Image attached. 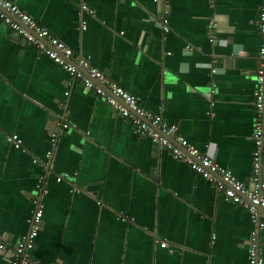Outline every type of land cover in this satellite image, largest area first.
<instances>
[{
    "label": "crops",
    "instance_id": "0c3cea01",
    "mask_svg": "<svg viewBox=\"0 0 264 264\" xmlns=\"http://www.w3.org/2000/svg\"><path fill=\"white\" fill-rule=\"evenodd\" d=\"M10 1L248 183L259 0H169L168 31L155 0ZM41 175L29 264H247L254 231L264 260V229L247 209L135 134L94 89L0 20V234L8 243L28 231ZM9 260L0 254V264Z\"/></svg>",
    "mask_w": 264,
    "mask_h": 264
},
{
    "label": "built area",
    "instance_id": "2783aa9c",
    "mask_svg": "<svg viewBox=\"0 0 264 264\" xmlns=\"http://www.w3.org/2000/svg\"><path fill=\"white\" fill-rule=\"evenodd\" d=\"M80 1V0H77ZM162 3L159 20L163 30L168 31L169 0H155ZM83 9L86 6L81 4ZM88 12L91 10L86 9ZM0 20L13 32L22 36L26 43L31 44L38 52L57 63L74 78H80L85 87L94 91L112 105L123 117L128 118L133 125L135 134H145L161 149L168 150L172 157L183 161L190 170L213 183L218 194L226 200L238 204L248 210L258 230L264 229V0H259L256 17V29L261 40L258 55L261 62L254 75V90L252 105L254 119L252 124L251 140V169L248 183L237 179L230 170L215 162L205 151L190 143L178 129L175 122H169L158 114L145 110L138 104V98L123 89L116 82L109 79L104 72L94 66L87 57L74 56L73 51L63 41L59 40L49 30L41 26L32 16L10 0H0ZM84 27V25H83ZM216 24L208 29L210 40H214ZM188 47V46H187ZM71 58L72 61L67 60ZM81 71L89 77L82 75ZM211 69V73H215ZM95 82H98L96 84ZM119 98L123 105L117 100ZM68 124L62 122L60 129H66ZM7 141L16 149H22L21 140L17 134H10ZM56 133L51 134V141ZM52 154L47 150L43 161L45 168L49 165ZM33 159V161H36ZM63 177L56 176L59 182ZM45 176L38 177V193L32 200L33 211L28 219V231L20 236L13 244L8 243L0 234V254L7 252L10 255L9 264H29L30 250L35 244L40 222L43 215V181ZM169 251L173 249L165 242L159 243ZM51 264V263H48ZM247 264H264L258 247L257 234L251 233L247 248Z\"/></svg>",
    "mask_w": 264,
    "mask_h": 264
}]
</instances>
